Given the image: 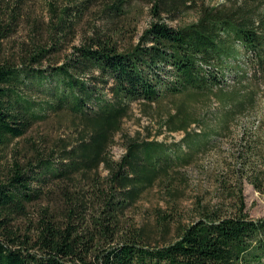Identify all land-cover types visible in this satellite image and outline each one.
Segmentation results:
<instances>
[{
	"label": "trees",
	"instance_id": "trees-1",
	"mask_svg": "<svg viewBox=\"0 0 264 264\" xmlns=\"http://www.w3.org/2000/svg\"><path fill=\"white\" fill-rule=\"evenodd\" d=\"M148 3L140 31L136 0H0V149L25 141L0 160V264H264L244 195L264 193V0ZM177 96L209 101L175 104L157 134L180 139L124 130L133 102ZM51 116L59 136L26 137ZM235 129L214 191L184 208L179 169ZM157 187L163 205L138 218Z\"/></svg>",
	"mask_w": 264,
	"mask_h": 264
},
{
	"label": "rangeland",
	"instance_id": "rangeland-1",
	"mask_svg": "<svg viewBox=\"0 0 264 264\" xmlns=\"http://www.w3.org/2000/svg\"><path fill=\"white\" fill-rule=\"evenodd\" d=\"M35 2V0H33ZM39 5V9L43 8V1L44 0H37ZM137 2L141 3L142 6L145 7V10L141 16L139 22V30L142 31L146 28L150 21L151 15L149 13L148 7L150 4L148 3L149 0H136ZM224 0H214V2H223ZM98 11L94 10L92 13L86 15L84 19V27H88V23H102L103 18L101 17ZM194 17L193 13H186L183 17H180V21H186L188 19H192ZM168 20V19H167ZM170 21V20H168ZM172 24L178 23V21H170ZM25 31H22L19 36H23ZM232 78L228 77V81L231 82ZM184 101L186 104L196 107L197 111L202 115L207 108L209 101L204 97H185V96H177L174 98L167 99L161 103H153L147 104L144 102H133L132 109L133 114L131 117L125 119L124 121V130L131 135L136 134L137 132H141L142 134L148 133V130L152 132V134L156 137L158 131L162 127L161 125L165 123L168 118L170 112L174 109L175 104ZM213 107L217 105L216 102L212 103ZM260 107L258 110L257 115L259 117H263L264 115V99L260 101ZM207 113V112H206ZM205 113V114H206ZM49 119V122H42L37 124L27 135L31 140H35L41 146L47 145V139H44L47 135L51 134L52 136H59L60 135V119L52 118ZM246 122V119H243ZM251 121V120H250ZM254 121V120H252ZM165 129V127H163ZM239 129H235L233 133L229 134L227 137H223L219 140L214 147L209 148L208 150L203 151L199 154L198 157L194 159V161L186 166H183L179 169V176L184 178L182 182L183 186V207L188 209L190 208L192 199L202 191H214L212 181L210 177L215 175V171L218 172L216 169L222 170V166H218L224 160V157L227 156V152L230 148H232L234 143H237L240 136L237 132ZM65 133V131H61ZM240 133V132H239ZM158 139L164 138H171L173 139H180L182 134L179 132H165L157 136ZM25 141L23 139L19 141H15L11 146L7 149H0V160L2 155L5 152L11 153L14 147L21 146L24 144ZM234 147V146H233ZM125 148L123 146V140L120 135L116 136V143L111 148V154L114 159H120L121 156L124 154ZM6 160V159H5ZM106 173V172H104ZM160 187L155 188L153 191L147 193L142 201L139 204L137 209L138 218H150L152 213V206L161 203L163 205V200L167 197L166 193L163 191L161 192ZM244 195L247 210L252 217H261L264 215V193H260L259 191L255 190L252 185H250L247 181H244Z\"/></svg>",
	"mask_w": 264,
	"mask_h": 264
}]
</instances>
